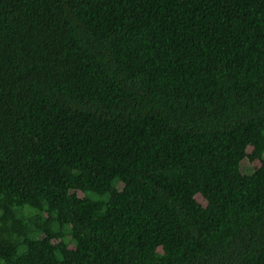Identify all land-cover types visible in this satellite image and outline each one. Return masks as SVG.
I'll return each mask as SVG.
<instances>
[{
  "label": "trees",
  "instance_id": "16d2710c",
  "mask_svg": "<svg viewBox=\"0 0 264 264\" xmlns=\"http://www.w3.org/2000/svg\"><path fill=\"white\" fill-rule=\"evenodd\" d=\"M0 264H264V0H0Z\"/></svg>",
  "mask_w": 264,
  "mask_h": 264
}]
</instances>
